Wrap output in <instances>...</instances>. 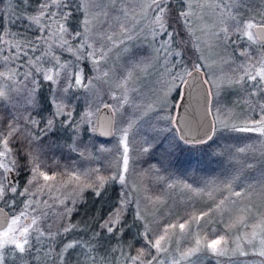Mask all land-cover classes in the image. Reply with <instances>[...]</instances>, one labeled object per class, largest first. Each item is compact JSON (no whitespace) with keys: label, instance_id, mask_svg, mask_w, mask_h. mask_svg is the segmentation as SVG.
Returning <instances> with one entry per match:
<instances>
[{"label":"snow or ice","instance_id":"snow-or-ice-1","mask_svg":"<svg viewBox=\"0 0 264 264\" xmlns=\"http://www.w3.org/2000/svg\"><path fill=\"white\" fill-rule=\"evenodd\" d=\"M103 0H79L73 6V0H13V4H9L10 13H16L22 19L30 24L37 26V33L34 37H25L20 41L14 42L6 50H4V64L0 65L4 70L0 71V107L11 105V108L5 107L9 113V118L4 121L0 118V201L9 202V196L12 197L11 203L15 204V196L29 197L26 208L36 203L32 197L37 194H43L45 190L52 191L54 184L50 182L57 181V174L49 175L47 171L42 170L43 164L40 162V155L45 151H51L60 147L56 137L60 127L65 131L71 130L75 137L69 136L70 143L66 145L69 152H78L81 156L85 154L87 149L80 139V123H91L90 117L92 112H85L80 118V122L75 119L76 113L72 107L74 94L69 95L72 89H91L93 87V79L107 78L108 72H103L100 65L106 61L108 52L111 48L100 44L101 39L111 42L114 47L116 42L113 35L105 34L97 30V23H106L100 21L101 15L107 16V13L100 7ZM4 0H0L3 4ZM243 0H218L214 5L215 9L225 19H231L233 27L229 28L227 23H224L212 35L218 41H223L224 44H236L238 40L246 38L251 43H259L260 40L253 35L251 29L256 28L260 32H264V22L257 23L252 19L244 21L238 20L237 16L232 15L233 9L237 8ZM181 6L175 7L172 0H146L143 3L138 13L140 19H149L146 26L151 37L148 47L151 49V54L159 61H163L168 65L171 60L172 69H181L175 75L169 73L171 77V86L167 91L159 97L161 105L168 104V96L175 89L177 97L173 98L172 107L178 104L182 107L184 97L180 96L178 85L188 84L186 77H192L194 82H197L200 88L204 89L205 111L203 120L197 123V128L202 134L191 136V126L189 132L180 137V141L188 146H203L200 151L204 152L211 149L214 144H217L215 139L218 131L217 125L222 124L225 128L229 125L220 118V109L213 112L209 107L208 96L219 94L221 84L226 83L228 86L246 85L247 82H254L248 85L252 91L250 95L253 97H264V57L259 60V65L249 64L244 75H237L234 78H224L218 76L212 78V73L209 69L212 64H206L204 61L208 59L203 55H197L196 63L192 70L189 71L184 67V60L191 45L195 49H199V37H196L192 28V17L195 14L194 7L201 5L193 4V0H180ZM55 7L57 11L53 12ZM113 10L115 7L113 6ZM121 13L128 15L126 9H121ZM79 13L78 24L72 26V20ZM4 13L0 10V45H5L8 42L4 40ZM121 33L127 34L128 29L124 24H120ZM235 37V39H234ZM127 39L132 37L127 35ZM121 44L124 41L120 42ZM100 44L99 47L97 45ZM46 48V50H45ZM139 48L126 49L127 59L136 61L137 64H143L141 60ZM67 52L73 57L71 62H61V56L57 53ZM241 56H250L247 49L240 52ZM12 67H8V64ZM227 63V61H225ZM243 69L244 66H241ZM71 69V70H70ZM87 72L96 71L100 73L93 78L86 74ZM203 72V76L201 73ZM254 73V74H253ZM131 81V74L126 75L117 85V88L124 89L121 96L113 94L112 99L117 101L115 105L108 103L104 104L103 108L107 110L106 125L109 131L104 134H111L115 116L119 108H123L129 102L127 91L128 84ZM191 86V85H189ZM207 86V87H206ZM47 89V93L45 92ZM257 112L258 118H246L241 122L240 126L232 124L231 131L242 133H259L264 135V103L257 102L252 111ZM12 109L15 111L13 112ZM99 110V109H98ZM48 112L45 116L44 113ZM26 113V114H25ZM58 118L59 122H58ZM161 120H175L171 116H162ZM187 123V121H186ZM132 128V123L129 122L127 127L117 129L120 133V144L123 146V151L120 156L121 165L115 169H109L110 174H100V169L95 168L81 175L72 173L68 181L63 182L62 186L67 187L73 185L70 193H67L63 198L57 197L58 203L64 206V211L61 218H70L76 210L78 199H82V193L85 189H91L97 198H102L106 191V186L119 183L122 189L128 187L127 173L129 171L130 161L133 157L130 156L129 148V132ZM93 131H96L94 128ZM152 137V140L145 141L147 146H142L139 149L140 154H149L158 152V163L163 165L164 161L169 160L177 147L167 136ZM98 151L105 152L110 149L101 146ZM245 148L229 149L230 154L244 153ZM26 161V163H21ZM155 167V166H153ZM27 168L28 178L24 181L22 190L20 186L19 174ZM43 181V183H41ZM59 191V188H56ZM130 193H118V200L109 209L107 213L101 215L98 219L93 216V227L90 229L92 235L87 241H65L56 256L52 258V264H56L57 260L60 264H71V251L85 246L92 251L103 250L104 256H93L87 254V264H121L119 258L115 255L120 251L123 256L122 264H166L165 261L159 259V253H164L168 250L167 245L171 236L175 234L178 228L183 234L190 229L192 223L199 224L200 220L205 218L208 213H201L199 216H193L185 220L183 223L165 224L159 232H155L147 222V216L137 208L134 211L133 224L139 222V227L143 231H137L136 236L143 241V245L136 249L132 255L123 250V248H115L110 244L111 240H116L117 244L129 234L130 225L125 218V213L128 211V206L132 201L129 200ZM236 197L241 196L240 192H235ZM150 202L152 198H147ZM225 199H228L227 197ZM47 203V201H45ZM225 203L220 201L217 208H221ZM71 205V206H69ZM35 211V208L32 209ZM21 221H24L23 223ZM236 224L245 225V217L241 216ZM235 226V225H232ZM63 233H70L77 227L70 219H67L66 224L62 226ZM253 231L252 239L258 235L256 229H260L264 233V216L257 218L256 223L251 225ZM57 231L53 233L51 227L41 228L39 226V217L31 216L21 211L19 215L13 214L11 217H5L3 224H0V264H5V250L7 246H13V249L18 254L30 255L33 251H41L36 248V244L43 243L45 239L55 240L59 235ZM34 237V240H33ZM240 237H237L239 241ZM247 239V234L245 235ZM106 241L109 242L106 246ZM139 242V240L137 241ZM229 241L224 235H215L209 239L207 235L195 240V247L179 253V258H173L170 264H181V261L189 260V258L201 251H207L214 256H224L227 254V245ZM251 244L252 240H247ZM261 248L256 253L260 257H264V239L260 240ZM131 247V246H129ZM237 248L240 245L237 244ZM50 251H56L54 248ZM157 255L153 254V251ZM109 254H112V259L109 260ZM241 255H247L242 249ZM47 256V254H45ZM77 264H80L77 261ZM189 264H191L189 260Z\"/></svg>","mask_w":264,"mask_h":264},{"label":"rangeland","instance_id":"rangeland-1","mask_svg":"<svg viewBox=\"0 0 264 264\" xmlns=\"http://www.w3.org/2000/svg\"><path fill=\"white\" fill-rule=\"evenodd\" d=\"M76 2L78 3L79 0H76ZM145 2L146 0H103V2L100 4V7L104 10V12L107 13V16L101 15L99 17V20H106L107 22L103 24H100L98 22L97 30L105 34L113 35L116 44L113 47L111 42L105 41L103 39H101L100 41V44L105 45L107 48H111V51L108 52L106 61L100 65V68L103 72H108V77L101 79H93V87L91 89H82L86 93L85 95L88 101L91 100L92 102L94 100L95 104H99L106 98L112 99L113 94L116 95V85L119 83V80L116 78L117 68L118 66L123 67L126 61V59L119 58V56L126 52V49L139 48L141 50L139 58L143 60L144 63L138 65L136 61L130 60L134 65H138V70L135 72L134 70H131L127 73L131 74V81L129 82V85H133V81L137 80L136 85H138V87L143 86V88L151 91V93H149L151 103L148 106H150L152 109L155 107L159 108L160 106H166L167 108L169 107V104L171 103V99H169L170 94L172 92H175V89L168 96V104L161 105V103L158 101L159 97L162 96L163 93L167 91L168 87L171 86V77L169 75L171 60H169L168 65H165L163 61L157 60L155 56L151 54V49L148 47L151 37L146 27L150 21L149 19H140L139 15H133V13L139 12L140 6ZM217 2L218 0H193L194 6L201 5V7H194L195 14L192 17V28L194 30L195 36L199 37L198 43L200 45L198 50L195 48L194 49L197 55H203L205 57H208V59L204 61V63L213 65L212 68L209 69V71L213 74V79L218 76H222L224 78H234V76L232 75L233 73L230 70L228 72H225L226 70L224 69L223 65L225 66V64H229L231 67L230 69L235 72L236 76L244 75V72L238 73L234 68L233 63L231 62L232 60L234 61L233 56L231 57L228 52V47L231 44L226 45L223 43V41L216 40L212 35L220 27H222L224 23H227L229 28L231 29V19L226 20L225 16H222L215 9L214 5ZM172 3L175 4L178 8L181 6L180 0H172ZM9 4H13V7H15L13 0H4V3L0 4V10H3L4 13V40L8 42L5 45H0V65H3L5 63L3 60L4 50H6L10 45H12L14 42L22 40L25 37H34L35 35L39 34L37 33L36 25L30 24V22L25 21L24 19L20 18L16 13L9 14ZM113 6L115 7V10H113ZM121 9H126L128 15H123L120 11ZM52 11L55 12L57 11V9L53 7ZM232 15L237 16V18L244 17L242 15H246L244 21L252 19L257 23L264 22V3L263 1L258 2L257 0H243V3H239L237 8L233 9ZM72 22H79V20H73ZM120 24H124V26L129 30L127 34L121 33ZM18 26H21V30L17 28ZM22 27L25 28V30L22 31ZM251 31L253 32V35L257 37L254 32V28L251 29ZM127 35H130L132 39L128 40ZM121 41H124V43L121 44ZM247 42L250 45H253L258 52V66L259 60L264 57V53L262 51L261 46V42L263 43V41L260 40L259 43L255 44L249 41ZM100 44H98L97 47H99ZM57 54L61 56V62H71L73 59L71 54L67 52H58ZM225 61H227V63H225ZM198 62L199 61L195 59L194 65ZM8 67H12V65L9 63ZM3 70L4 68L0 67V71ZM191 70L192 68L189 71ZM86 74L93 78L100 75V73L96 71L87 72V69ZM176 84L178 85L179 94L180 96H182L183 85H180L179 81H176ZM224 85H226V83L221 84L218 95L223 92ZM0 86L5 85L0 84ZM229 87L230 88H225L228 89L226 91L227 95L229 94L231 88H235V85ZM218 95H209L211 108L212 100L214 99V97H218ZM232 96L233 95H231V97ZM155 101H157V104L154 103ZM234 101L235 103H240L239 98H234ZM103 104L108 103L102 102V104L96 107L94 115L90 117L91 123H86L87 126L85 128V131L87 132V134H90L88 132H90L91 128L94 129V121L97 111L99 107ZM92 109H94V107L86 106L83 109L81 108V111L83 112V110H86V112H92ZM149 109L150 108H147L146 110ZM176 109L177 106L173 107L172 113L170 112L171 114L168 116L174 118L176 114ZM216 110H213V112H215ZM233 113L234 112L228 113L226 110L221 111L220 118L221 120L228 123L229 126H231L232 124L240 126L239 123L246 119L245 116L243 115L242 118L237 119L236 115H233ZM170 121L178 134L177 127L174 121ZM81 125L82 123H80V130ZM124 127L125 126L121 125L117 126L115 121L113 125V133L111 135V137H113L115 140V145L113 143L112 145L114 146L112 147V145L110 144L109 147L106 143L98 141V145L95 146L92 151H89V155H83V159L85 160L84 162L86 166H89V170L84 167L83 169L76 170L72 173L81 175L82 179V173H87L95 168L100 169V174L104 173V175H108L110 174L109 169H115L119 167L121 165V161L119 158L122 154L123 146L120 144V133L116 130ZM217 128L223 129L225 127L222 124H218ZM101 146L110 149V151H98ZM69 176L59 180V182H50L54 184L53 190L51 192L45 190L43 194H37L36 196L32 197V199L36 201V203H33L27 208L26 204L29 200V197H27L24 204L20 205L16 203H11V199L9 196V202H7V205H0L5 210H7L8 217H11L13 214L19 215L21 211H24L26 214L39 217V226L41 228H45V226L51 228L54 227L55 229H51L53 233H56L57 231L60 232V234L55 237L54 241L45 239L43 243L36 244V248L40 249L41 251H33L30 255L18 254V252L13 249V246H7L5 250L6 264H52V258L56 256V252L60 251L62 243L66 239L65 237L69 234L63 233L59 229V216L62 214V212H60V204L57 200V197L63 198L65 194L71 192L73 185L69 184L67 187L62 186L63 182L68 181ZM237 177L238 176L235 174L233 177L235 180L231 182L222 183L220 186H218L217 189L214 188L211 189V191L206 192L207 194L203 193L202 191L199 192V195L202 196V199L199 200L210 199L214 201L212 204L214 214L211 215L212 217H207L204 221H202L201 219L199 224L192 223L190 229L184 232L183 234H181L180 230L177 228L175 230V234L171 236V239L168 242V250L164 253L158 254L159 259L161 261H165L166 264H170L173 258H179L180 252H184L190 248L195 247V240L197 238H202L207 235L209 239H211L214 238L215 235H224L229 241L227 245L226 255L214 256L208 253L207 251H201L199 253L193 254L189 258L191 264H264V257H260L256 254L261 248L260 240L264 239V233H262L260 229H256L258 233L257 237L255 239H252L251 236V233L253 231L251 225L256 223L257 218H259L260 216H264V179L263 183L260 186H254L249 180H243ZM251 179L257 180L255 176ZM127 180V188L122 189L119 183L117 184L119 185L118 187L120 188V190L130 193L128 198L130 201H132L130 204L133 210V215L134 211L139 208V210L147 216V222H150V226L155 232L158 233L159 230L165 224L183 223L190 217L197 216V214H195V210L198 209L197 207L200 205L195 202V200H198L196 192H191L189 194V192L182 190L184 187L181 188L179 186L176 189L177 192L167 194H172L171 198L168 197L164 201L165 195H158L156 199H152L153 202H150L149 199H147L151 198L150 193H145V188L143 187L141 175H139V172H137L130 166L129 171L127 173ZM41 183H43V181H41ZM56 188H59V191H56ZM235 192H240L241 196L236 197L235 195H233ZM226 197L228 199H225ZM94 200H91L90 203H94ZM221 200H224L225 203L223 206H221V208L218 209L217 205L220 204ZM45 201H47V203H45ZM161 202L163 203L161 204ZM8 207H10L11 209L9 210ZM33 208H35V211L32 210ZM49 209H52L53 212L56 213L53 217V221L55 222L51 221L49 215L46 214L48 213ZM241 216L245 217L246 226L236 224V221ZM92 218L93 215L89 216L86 220L87 224L90 227L88 228V230L85 229L86 233H90L87 235L88 238H84L83 236L74 240H79L83 242L89 239V237L92 235L90 230ZM43 219L45 220V222H43ZM21 222L23 223L24 221ZM204 226H209V228L207 229ZM219 229H221L220 233L217 232L211 235V233H213L214 231H218ZM75 231L76 230L73 231V234ZM246 234L247 239H245ZM237 237H240L239 241H237ZM249 239L252 240L251 244L247 243V240ZM66 241L69 240L66 239ZM108 243L109 242L106 241V246ZM110 244L112 247L118 249L123 248L125 252L130 253V251L123 246L121 241L119 244H117L116 240H111ZM237 244L240 245L239 249L237 248ZM50 247L54 248L56 251H50ZM241 249L245 253H247V255H241ZM70 251L72 252V254H74L73 256L75 258V262L73 264H77L78 259L80 264H87L88 253H91V255L98 257H102L105 254L103 250L92 251V249L87 246H85L84 248H77L75 250ZM152 251L154 255H157V253H155V250ZM45 254H47V256ZM130 254L134 255L133 253ZM115 255L119 258L122 264L123 256H121L120 251H117ZM108 258L109 260H111L112 254H109ZM189 260L181 261V264H189ZM56 264H60V262L57 260Z\"/></svg>","mask_w":264,"mask_h":264},{"label":"trees","instance_id":"trees-1","mask_svg":"<svg viewBox=\"0 0 264 264\" xmlns=\"http://www.w3.org/2000/svg\"><path fill=\"white\" fill-rule=\"evenodd\" d=\"M263 1L264 0H257ZM76 0H73V6L76 4ZM177 7L175 4H173ZM178 8V7H177ZM78 15L73 18V20L78 21ZM244 17L237 18L238 20H245L246 15H242ZM72 20V21H73ZM78 22H72V26H75ZM231 28L234 26L232 21L230 22ZM21 30V26L17 27ZM25 28L22 27V31ZM231 30V29H230ZM31 32V31H30ZM233 44L229 45L228 52L233 56L234 68L236 71L244 72L248 69L249 64H256L259 59L258 52L253 45H250L246 39H240L234 46ZM262 51L264 53V42H261ZM248 50L250 56H241L240 52ZM197 53L195 49L190 45L189 51L184 60V67L190 70L196 59ZM119 58L126 59L125 65L123 67L118 66L117 68V79L119 82L128 75L127 73L131 70L137 71L138 65H134L132 61H128L127 53L124 52L119 56ZM241 66H244L242 69ZM225 72L229 70L233 73L232 75L235 77L236 74L233 70H231L229 64L223 65ZM134 68V69H133ZM251 70V69H248ZM177 71H183L181 69H172L170 64V73L175 75ZM230 72V73H231ZM142 80V79H139ZM136 81L134 80V84H128L127 96L129 102L123 106V108H119L115 121L117 126H128V123H132V128L129 132V148H130V156L133 157V160L130 161V167L135 169L141 175L143 181V187L145 188V193H150V197L152 199H156L157 196H164V201L171 195H167L169 193L177 192V188L180 186L184 187L182 190L186 192H196L198 200H195L198 206L195 210V214L199 216L201 213H208V215L202 219V221L206 220L207 217H212L214 214L212 204L214 201L210 199H202V196L199 195V192L203 193L211 191V189H217L222 183L231 182L235 180L233 177L236 174L239 178L243 180H249L252 185L260 186L263 183L264 179V135L259 133H242L231 131L229 126L228 128L219 129L216 133L215 139L217 140V144H214L211 149H207L204 152L200 151V147L203 146H188L184 145L180 141V137L178 136L174 126H172L171 121L161 120L160 117L168 116L173 111V98L177 97V90L170 94L171 103L169 107L160 106L159 108H151V91L143 88V86L138 87L136 85ZM254 82H247L246 85H235V88L229 91V94H226V91L230 88L227 84L223 86V92L218 95V97H214L212 100V109H220L221 111H227L228 113L234 112L233 115H236L237 119H240L245 116V118L256 119L257 112L252 111L255 108L257 102L264 103V97H253L250 95L252 89L248 86ZM47 93V89H45ZM124 93V89L117 88V96H121ZM75 98L72 100V107L75 108L76 113H80L81 108L83 109L86 106H92V113L96 110L102 102L111 103L115 105L117 101L113 99L106 98L104 101L99 104H95L94 100L91 102L88 101L86 97V93L82 89H72L69 95H73ZM231 95H233L231 97ZM234 98L240 99V103H235ZM155 101L154 103H156ZM159 102V101H158ZM157 104V103H156ZM222 104V105H220ZM147 106V107H146ZM5 107L11 108V105H6ZM5 107H0V118H3L4 121H7L9 118L8 111L5 110ZM150 108L149 110H146ZM14 112L15 110L12 109ZM220 111V112H221ZM86 110H83L80 117ZM171 112V113H170ZM26 114V113H25ZM45 116L48 115L46 111L44 113ZM75 115V119L79 122V115ZM92 115V116H93ZM58 118V122H59ZM236 119V120H237ZM238 121V120H237ZM241 123H239L240 125ZM86 123H82L80 130V139L83 142V145L87 146L85 154L89 155V151H92L95 146L98 145V141L106 143L109 147L112 145L115 140L113 137L104 138L97 135L93 129L91 128L90 134H87L85 131ZM162 129L160 131L159 137L162 138L167 136L170 140L173 141L174 144L177 145L175 152L170 157V161H164L163 165L158 163V152L153 154H140L139 149L142 146H147L145 141H151L153 136L157 135V130ZM69 136L75 137V134L71 131H65L63 127L59 128V131L56 134L54 139H58L60 147L55 148L51 151H45L40 155V162L43 164V169L48 172V174L52 175L53 173L57 174V182L59 180L68 177L72 172L76 170H81L84 167L89 170V166H86L85 160L83 156H81L78 152H69L66 145L70 143ZM112 145V147L114 146ZM243 147L245 148L244 153L239 154H230L229 149H236ZM87 161V160H86ZM21 163H26V161H21ZM155 166V167H153ZM85 174V173H82ZM104 175V173L102 174ZM256 177L257 180H252V177ZM237 177V178H238ZM28 178V170L25 168L19 174L20 186L21 190L24 184V181ZM84 175H82V179ZM117 183H113L106 186V191L104 192L102 198H97L94 196L93 191L91 189H87L82 193V199H78L76 210L73 212L70 218L62 219L59 216V226L62 231V225L66 224L67 219H70L72 223L77 225L76 231L73 234V231L70 232L65 238L67 240H74L80 237L88 238V234L85 229L88 230L89 225L86 220L89 216H95L97 219L104 215L109 211V209L116 203L118 200V193H121L122 190L118 187ZM180 188V189H181ZM124 192V191H123ZM198 193V194H197ZM207 194V193H206ZM205 194V195H206ZM199 195V196H198ZM10 199L12 197L10 196ZM27 197L25 196H15L16 204H24ZM95 199V200H94ZM91 200H94V203H90ZM163 201V202H164ZM161 202V204L163 203ZM0 205L5 206L7 202H0ZM37 206V205H35ZM160 207V205H159ZM10 210L11 208L8 207ZM60 212L63 213L64 206L59 205ZM53 221V217L56 214L52 209L48 210V213ZM188 216V215H187ZM125 218L130 225L129 234L125 236L121 242L125 248H127L130 253L135 254L136 249L140 248L143 245V241L136 236L137 231H142V228L139 227V222L133 224V210L131 204L128 206V211L125 213ZM176 220V219H175ZM43 222L45 220L43 219ZM55 222V221H53ZM93 227V223L91 224V228ZM203 227V224H202ZM205 228H209V226H204ZM45 228H48L45 226ZM55 229L54 227H52ZM51 228V229H52ZM208 231V230H206ZM212 232V231H210ZM221 232V229L218 231H214L211 235ZM72 233V234H71ZM83 233V234H82ZM92 233V232H91ZM82 235V236H81ZM66 239L63 241L65 242ZM139 240V242H137ZM131 246V247H129ZM72 263L75 262L74 254H72ZM78 259V258H77ZM79 261V259L77 260Z\"/></svg>","mask_w":264,"mask_h":264},{"label":"water","instance_id":"water-1","mask_svg":"<svg viewBox=\"0 0 264 264\" xmlns=\"http://www.w3.org/2000/svg\"><path fill=\"white\" fill-rule=\"evenodd\" d=\"M254 32L257 37L264 42V32H260L256 28H254ZM186 79L189 83L184 84L182 87V97H184L182 107L179 104L177 105L174 117V123L177 127L179 137L189 132V126H191V136L202 134L197 128V123L203 120L205 111L204 89L200 88L198 83L193 81L192 77H186ZM208 102V106L210 107V96H208ZM103 105H101L97 111L94 128L96 129V134L104 138H109L113 133V128L111 134H104L106 131H109V129L106 125L107 110L103 108ZM6 216L8 217L7 210L0 206V224H3Z\"/></svg>","mask_w":264,"mask_h":264},{"label":"flooded vegetation","instance_id":"flooded-vegetation-1","mask_svg":"<svg viewBox=\"0 0 264 264\" xmlns=\"http://www.w3.org/2000/svg\"><path fill=\"white\" fill-rule=\"evenodd\" d=\"M6 264V263H5ZM36 264V263H35ZM44 264H47V263H44Z\"/></svg>","mask_w":264,"mask_h":264}]
</instances>
